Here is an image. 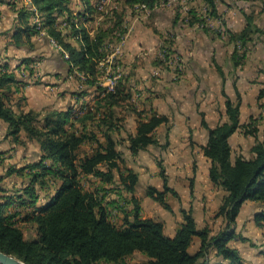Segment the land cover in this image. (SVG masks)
Segmentation results:
<instances>
[{"label": "trees", "instance_id": "1", "mask_svg": "<svg viewBox=\"0 0 264 264\" xmlns=\"http://www.w3.org/2000/svg\"><path fill=\"white\" fill-rule=\"evenodd\" d=\"M101 1H2L15 13L11 29L2 33H10L9 44L32 51L33 38L41 37L67 68L65 80H74L77 88L70 92L73 104L65 109L24 111L25 97L14 96L36 79L39 61L25 57L15 69L8 61L0 63V121L7 125L5 139L37 145L35 161L6 172V177L21 178L22 187L9 193L0 179V251L24 264H125L135 254L145 259L133 264H244L231 242L246 241L236 232V219L245 202L259 205L254 222L264 227L261 118L240 123L241 99L236 92L235 101L224 95V122L214 128L202 122L208 130L202 147L210 161L208 177L224 192L215 214L222 226L215 233L207 226L199 229L192 211L182 210L175 235L167 236L161 222L142 216L141 202L135 196L138 175L124 165L118 146L126 142L131 156L158 146L156 131L168 124V118L152 107L138 110L129 74L115 60H108L126 33L122 15L113 11L103 27L89 29V22L104 13V7L98 9ZM204 1L208 18L220 20L216 1ZM158 2L123 0V5L151 11ZM261 2L260 14L264 15ZM188 14L190 18L183 23L187 27L227 37L233 46L230 60L235 69L244 64L249 44L260 46L264 54V25H258L252 14H244L245 26L239 32L226 30L225 34L207 27L195 10ZM108 69V78H115L112 86L104 85ZM32 82L40 85L38 79ZM263 95L261 91L259 98ZM127 115L134 116L135 133L125 139L121 134ZM236 132L255 139L251 158L233 155L230 138ZM161 177L163 191L149 186L144 194L169 209L166 197L176 193L167 187L163 172ZM51 186L52 193L42 203L40 192L47 193ZM20 224H29L34 234L26 237ZM195 243L198 250L192 253ZM260 248L264 264V243Z\"/></svg>", "mask_w": 264, "mask_h": 264}, {"label": "rangeland", "instance_id": "2", "mask_svg": "<svg viewBox=\"0 0 264 264\" xmlns=\"http://www.w3.org/2000/svg\"><path fill=\"white\" fill-rule=\"evenodd\" d=\"M217 5V11L220 17V20L209 19L206 13L207 5L204 0H159L158 4L153 10H144L142 8H125L123 5V0H103L101 3H98V9H102L104 13L97 15L95 22H89V29L95 30L96 28L103 27L105 21H109L111 16H108L109 13L115 11L118 14H121L126 25V33L124 34L123 39L120 41L113 50H111L108 60L113 62L116 61V65L121 67L125 73H128L130 76L129 86L131 88V93L134 97V102L138 110L145 109L147 100L152 96L155 97L161 93H167L168 88L174 87V91L183 93L184 83L187 82V75L192 73L191 58L188 57L189 50L195 49L197 47L206 51V56L202 60L204 65H208L210 71L213 69L216 76L212 72L205 73V79L209 84H213L215 88L214 79H219L224 83L225 74H220L217 68L214 69L212 66V61L214 65H220L224 73L228 76L229 80L233 78L232 72L228 71L229 67H232V62L230 56L233 51V46L228 42V39L225 35L222 38H218L212 32L206 34L201 28H189L184 25V21L189 17L188 12L190 10H195L196 13L205 21L207 27L218 33H224L226 30L231 32H239L245 26V17L244 14H252L258 25H264V15L260 14L261 9V0H215ZM77 6L73 7V11L77 12ZM107 15V16H106ZM114 19L116 16H113ZM201 36V41L199 40L198 46L193 47V43L189 39H195L198 41ZM5 42L8 43L9 40L4 38ZM256 42V38H255ZM121 48V49H120ZM47 50V51H46ZM249 52L247 58L243 65L249 61V67L259 68L263 66V60L260 59L259 54L251 53V51H263L260 46H257L252 43L249 44ZM40 51V50H38ZM45 52H36L35 55L31 58L40 61L43 59L42 66H38L36 70L35 80L40 82L39 88L42 90L46 86L58 87V92L56 95L61 98L52 107L60 108L63 106L67 107L71 105L70 92L76 90L77 83L74 80H69L66 83L62 81L61 83L55 84L53 79L55 75V67L57 65V55L54 52L52 47H46ZM205 53V52H204ZM21 54L18 52H11L10 57H15L14 55ZM55 54V56H54ZM23 55V54H22ZM17 57V56H16ZM15 57V58H16ZM14 58V59H15ZM24 57L17 60L16 65L19 66L20 61ZM10 66L14 65L13 61H10ZM42 63V61H40ZM242 65V67H243ZM45 66V67H44ZM215 66V67H216ZM118 67V68H119ZM234 68V67H233ZM249 69V68H248ZM66 72L62 71L60 74V79L66 76ZM219 76H218V75ZM109 69L106 71V74L103 78L106 80L104 85L109 83ZM32 80V81H35ZM29 82V86L32 87L33 82ZM64 83V85H63ZM251 84V83H250ZM217 87V86H216ZM38 88V89H39ZM235 93L233 96V101L236 100V92L240 95L238 90L235 88ZM261 91L244 93V97H241V106L242 108V122L247 123L251 117L261 118L260 129L261 132H264V103L262 98H259ZM31 95V93H29ZM55 95V96H56ZM148 96V97H147ZM264 96V95H263ZM18 97H25L24 93H21ZM165 100V98L163 99ZM167 100V99H166ZM26 102V100H25ZM165 102V101H164ZM47 108V109H55ZM46 108H43V110ZM128 111L124 114L126 115ZM134 116L127 115L126 117V127L122 131V136L127 137L128 133H132L135 130ZM164 127L161 132L164 131ZM159 132V135L162 133ZM0 179H2V187L10 193L12 188L22 187V179L17 176H7L6 172L10 167L20 168L24 165L32 163L37 159V146L33 145H22L13 143L11 139H7L3 136V131L0 130ZM126 139V138H125ZM5 141V142H4ZM239 140L237 138L233 139L232 146L235 147ZM12 145H15L13 147ZM126 148V142H123L118 146V149L123 154L124 165L133 171L141 166L139 160H135L136 156H131L128 154ZM28 149V151H27ZM236 154V152H234ZM244 158L248 157V152L242 150ZM148 159L152 158L151 153L146 154ZM235 156V155H234ZM144 160V159H143ZM149 161V160H147ZM143 163H146L144 160ZM161 170V169H160ZM192 186V185H191ZM52 187V186H51ZM193 187L191 188L192 193ZM53 191V187L47 192H40L41 202H45L46 197L49 196ZM171 194V193H170ZM193 194H191L192 196ZM114 196V195H112ZM139 200L142 195L136 192L135 195ZM171 199L166 197V203L169 206V209L164 208L162 205L155 201L147 200L142 208V216L144 218H149L157 222H161L163 226L167 227L168 224L172 221L173 224L177 221V215L175 209H180L181 203L177 195H170ZM143 198L145 199L146 196ZM148 198V197H147ZM193 198V197H192ZM177 200V201H176ZM142 201H140L142 203ZM160 208H158L159 206ZM180 206V207H178ZM253 210V209H252ZM181 211V210H180ZM178 210V212H180ZM205 213L201 211L200 214L196 215V219L199 222H202L203 228L209 227L212 232L217 231L221 226V222H217L215 218L216 213ZM208 215V217H207ZM253 212L246 214L242 213L238 220V225L236 223V228L238 233L242 238H245L246 241H232L231 246L237 248L243 257L244 264H263V258L259 254L261 242L264 238V229L259 230L253 224ZM26 237L33 235L32 227L29 224H20ZM169 228L167 227V230ZM145 258L140 254H135L132 257H129L125 264H133L136 261H142ZM106 264V263H100Z\"/></svg>", "mask_w": 264, "mask_h": 264}, {"label": "crops", "instance_id": "3", "mask_svg": "<svg viewBox=\"0 0 264 264\" xmlns=\"http://www.w3.org/2000/svg\"><path fill=\"white\" fill-rule=\"evenodd\" d=\"M2 1L3 0H0V63L8 61L10 65V61L12 60L14 65H11L10 67L11 69H15L17 66V60L22 57H31L35 55L36 52H45V48H48L49 45H45L41 37H35L32 40L35 44V48L32 51H29L24 47L16 48L11 45L7 46L8 43H6L7 41H4V38L9 40L10 33L8 35H2V33L11 29L15 13L9 5L2 3ZM195 38H199L198 41L195 39H189L191 43H193V47H197L199 40L201 41L202 39L201 36ZM18 51H20L21 54L14 55L15 57L17 56L16 58L13 57L12 59V57L9 56L11 55V52ZM206 51H204V53L199 47L188 51V57L191 58V65L193 66L191 69L193 74L187 75V82L184 83L185 88L183 93L174 91L175 88L170 87L168 88L167 93H161L155 97L152 96L149 98L147 100V104L145 105V109L148 110L152 107L159 115L167 117L168 124L159 127L156 131V137L159 143L158 146L148 147L146 150L140 151L135 157V160H139L141 163V166L137 168L136 171L134 170L139 178L136 192L139 193V195H142L141 198L143 201L140 200L142 201L141 207L144 206L147 200L153 202L150 198H143V196L145 197V189L151 186L159 191H163L164 181L161 177V172H163L167 180V187L176 193L179 198V202L181 203V207L178 206L180 209H175L177 215L176 223L173 224L171 221L167 226L169 228L168 230L167 227L163 226L164 233L169 237H173L175 235L178 225L182 222V210H191L197 227L201 229L203 228L202 222H199L196 219V215L200 214L201 211H204L206 214L216 213L221 203V199L224 196L223 190L213 185L208 177L210 161L203 155L202 152V147H204L207 143L208 130L203 127L202 122L204 121L208 128H214L226 120L224 95H227L230 99H232L235 93V88L238 90L241 97H244L245 92L248 93L251 91L252 93L264 90L263 51H251V53L259 54L260 59L263 60V66L258 69L249 67V60L245 65H243V67L241 66L237 69L229 67L228 71H231L233 75L231 80H229L226 73H224L223 69H221L222 73L225 74V81L220 84L218 77L217 79L213 78V82L214 80H217L215 81V88L213 84H209L205 79V73L212 72L215 76V72L217 73L215 69L216 67L213 63L215 61H212V66L215 70L212 69L210 71L208 65H204V61L202 60L206 56ZM227 60L229 61L230 59L228 58L226 61ZM40 61H42V63ZM40 61L38 62L37 67L42 66L43 59ZM57 62L58 63L55 67L56 76L53 77L55 80L54 82L55 84H58L65 81L64 83H66L69 81L65 80L67 74L62 77L61 80L58 81V79H60L62 71L67 73V68L60 59H57ZM217 66L220 67L218 64ZM38 88V85H34L32 87L28 85L27 87L21 89L18 95L14 96H20L21 93L25 94L26 102L23 107L24 111L29 109L40 111L43 110V108H55L52 107L53 103H56L59 99L56 95V92L59 91L57 85L52 88L50 86H46L43 90L42 88ZM29 93H31V95ZM164 98L165 100H163ZM68 99H70L71 104H73L74 101L72 97L69 96ZM262 99H264V96ZM59 100H61V98ZM67 107L63 106V108L60 107L55 109H65ZM240 123L245 124L242 122V108H240ZM163 127L165 129L161 132L160 129ZM0 130L1 132L3 131V136L5 138L7 125L1 121ZM261 131L262 130L260 129V132L258 133L259 139H261L264 134V132ZM159 132H161L162 135H159ZM134 133L135 131L131 134ZM21 138H24V135H22ZM235 138L239 141L236 146L233 147L232 141ZM10 139L7 138V141ZM1 140L2 139H0V141ZM254 142L255 139L252 137H244L239 132L234 133L230 138L233 155L240 156L242 154V150H246L248 152L247 158H251V148L254 145ZM33 144L34 143H26V145ZM12 146L15 147V145ZM125 149L128 151V154H130L127 149V144ZM234 152H236V154ZM147 153H151V159L147 158ZM143 159L146 163H143ZM192 187L193 190L191 193ZM191 194L193 195L191 196ZM170 195L171 194L169 193V199L172 197ZM158 208H160V206ZM259 209L260 207L258 204L248 201L245 202L242 205L236 219L237 225L239 217L242 213H245L246 215L252 211L254 221V216ZM178 210L181 211L178 212ZM216 221L221 222L220 226L222 225V220L220 218H217ZM253 224L256 226L255 222H253ZM256 228H259V230L264 229V227L260 228L258 226H256ZM236 232L238 233L237 228ZM262 243H264V238L261 244ZM197 250L198 243H195V245L191 247L190 251L193 253Z\"/></svg>", "mask_w": 264, "mask_h": 264}, {"label": "water", "instance_id": "4", "mask_svg": "<svg viewBox=\"0 0 264 264\" xmlns=\"http://www.w3.org/2000/svg\"><path fill=\"white\" fill-rule=\"evenodd\" d=\"M0 264H24L19 259L0 251Z\"/></svg>", "mask_w": 264, "mask_h": 264}, {"label": "bare ground", "instance_id": "5", "mask_svg": "<svg viewBox=\"0 0 264 264\" xmlns=\"http://www.w3.org/2000/svg\"><path fill=\"white\" fill-rule=\"evenodd\" d=\"M100 10V9H99ZM58 49V48H57ZM121 49V48H120ZM112 77V76H111ZM112 78H109V82H110V80H111ZM114 80H115V78H113L112 79V85H113V83H114ZM109 84V83H108ZM109 89V88H108Z\"/></svg>", "mask_w": 264, "mask_h": 264}, {"label": "built area", "instance_id": "6", "mask_svg": "<svg viewBox=\"0 0 264 264\" xmlns=\"http://www.w3.org/2000/svg\"><path fill=\"white\" fill-rule=\"evenodd\" d=\"M107 86H112V79L110 80L109 84H106Z\"/></svg>", "mask_w": 264, "mask_h": 264}]
</instances>
